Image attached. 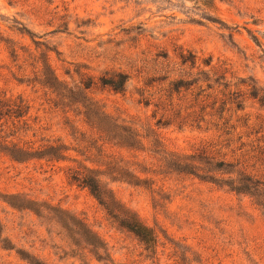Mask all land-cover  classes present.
<instances>
[{"label":"rangeland","instance_id":"obj_1","mask_svg":"<svg viewBox=\"0 0 264 264\" xmlns=\"http://www.w3.org/2000/svg\"><path fill=\"white\" fill-rule=\"evenodd\" d=\"M116 73L128 76L120 92L99 80ZM45 74L74 93L60 101ZM179 76L199 81L171 93ZM251 85L264 94V0H0V99L29 107L8 139L68 148L59 160L0 152V264H264V186L250 195L204 178L224 160L225 179L264 184V105L244 94ZM88 102L141 142L91 129ZM84 167L114 213L71 180ZM123 211L152 248L119 225Z\"/></svg>","mask_w":264,"mask_h":264},{"label":"trees","instance_id":"obj_2","mask_svg":"<svg viewBox=\"0 0 264 264\" xmlns=\"http://www.w3.org/2000/svg\"><path fill=\"white\" fill-rule=\"evenodd\" d=\"M210 74V73H208ZM217 73H213L215 76ZM220 75L214 78V82L217 83L220 79L225 80L226 73H219ZM189 77L179 76L173 78L169 81V90L171 93H180L182 90H188L194 84H197L199 79L189 80ZM128 76L125 73H116L114 76L111 77H101L100 84L102 86H108L115 92L123 91L125 88V84L127 82ZM209 80V79H206ZM242 82V81H241ZM45 87L52 89L53 92H56V95L60 98L66 99L65 92L72 94L74 93L71 89H67L65 85L58 79L55 75H47L43 78L41 82ZM224 87L228 86L227 82H223ZM84 88H88L90 83L84 82ZM201 87V86H197ZM207 88H211L210 82L207 83ZM235 96L231 103L235 105L236 110L243 109V99L241 98V93L239 91L233 92ZM249 98L255 99L260 103V105H264V94L259 93V89L255 87V85H251L247 88L246 92ZM227 100H222L221 105L222 107L227 104ZM84 107V116L85 121L88 125H90L91 129H95L97 131H101L99 126L108 128L110 132H114L115 130H122L126 133V135L122 136L119 135V138L123 139L127 145H134L139 144L141 142V136H139L133 129H125L121 127V125L115 123L116 119L113 118L112 115L107 114L103 111H99L97 107L92 102H88L87 105H83ZM29 107L24 103L22 100L17 99H0V152L9 156L12 160L16 162H23L25 160L30 159V157H37L43 158L48 157L49 160L51 159H64L65 152L68 148H66L63 144H55V145H48L47 147L40 149V148H33L26 143L20 144L19 142L13 141V139H8L9 137H13L14 132L6 133L8 128V123L11 122V125H15L21 123L26 125L27 121V114H28ZM88 122H91L89 124ZM174 156V155H173ZM201 158L202 156L199 154L197 156ZM174 164H176L177 168L181 171L184 170V166H180L182 162V158L175 156ZM237 164H240L239 162ZM232 163L225 162L224 160H218L214 164V170L218 172V178L215 176H205L204 178H208L213 182H216L219 185H225L230 188L231 191H235L237 193L243 194H250V195H261L259 192L260 186H264L263 182L257 178L256 175L245 174L241 172L238 174V177L235 178H224L225 174H230L231 170L229 168L232 167ZM195 171H198V168L192 166ZM86 174L79 172L78 170H72L70 178L72 181L78 182L80 185L87 187L90 193L98 200V202L104 206V208L109 213L115 212V202L108 194L107 190L102 185L100 179L97 175L93 174V170L90 168L84 167ZM190 173H193L190 171ZM264 195V194H263ZM264 207V203H259ZM22 205H19L21 207ZM26 208V207H25ZM113 217L117 218L118 215L113 214ZM119 225L127 228L131 232H133L140 241L145 245L147 249L152 248L156 242L155 236L153 233L144 227L132 214L127 211H123V216L118 219Z\"/></svg>","mask_w":264,"mask_h":264}]
</instances>
